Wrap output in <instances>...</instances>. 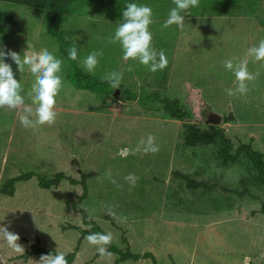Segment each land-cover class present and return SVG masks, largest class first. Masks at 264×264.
Instances as JSON below:
<instances>
[{
  "label": "rangeland",
  "instance_id": "rangeland-1",
  "mask_svg": "<svg viewBox=\"0 0 264 264\" xmlns=\"http://www.w3.org/2000/svg\"><path fill=\"white\" fill-rule=\"evenodd\" d=\"M0 12V264H60L22 257L33 244L78 246L71 264L119 258L72 227L90 229L68 205L80 183L40 186L59 172L85 175L81 207L123 250L126 237L162 264H264V185L247 151L264 162V0H75L61 32L79 67L111 84L95 90L69 78L44 11L0 1ZM190 131L221 133L236 160L220 157L221 135L191 145Z\"/></svg>",
  "mask_w": 264,
  "mask_h": 264
},
{
  "label": "trees",
  "instance_id": "trees-1",
  "mask_svg": "<svg viewBox=\"0 0 264 264\" xmlns=\"http://www.w3.org/2000/svg\"><path fill=\"white\" fill-rule=\"evenodd\" d=\"M5 1L13 4L18 5H24L33 7L37 10L44 11L46 20H47V26H48V32L56 36L58 40L60 41L61 45V52L70 60L71 62V69L68 73L69 78L73 82V84L78 88H85L90 90L95 89H105L108 86L110 87L111 84L108 82H102L100 80H97L93 77H91L89 74H87L85 71H83L79 67V60H80V45L75 41L65 40L62 36L61 32V25H60V14L62 11L67 8L72 2L75 0H0ZM77 1V0H76ZM1 15H3L0 12ZM165 102V101H164ZM166 108L170 110L173 114L178 116L179 118H186L190 117V114L186 110L185 107H183L178 100H173L172 102H168L166 105ZM194 131H190L188 136L186 137V140L189 144L195 145L200 142H207L212 143L215 140V137L221 135V133L217 132L212 135H199L194 136ZM225 143H227V147L223 148L220 151V157L224 161H231L236 160V156L229 153L230 144L229 142L224 138L223 135H221ZM249 156L253 160L258 172L260 179L264 185V162L259 157L257 152L252 150L251 148L247 149ZM36 174L34 172H27L24 174H21L19 176L13 177L8 181V184L14 185V183L18 180H27L35 176ZM39 178V184L42 187L50 188L57 184H59L63 179H67L72 183H80L83 187V194L79 196V199L77 201L69 200L68 205L72 206L75 210L79 211L83 216V223L90 226V229H82L79 226L72 225L73 228L81 229L83 232V236H89L91 239H99L105 242L107 245V250L104 252H101L100 255L106 254V253H117L119 254V258L116 260L115 264H119L120 262L127 260V259H135L139 260L144 257H149L152 259L153 264H162L158 263V261L155 259L152 252H147L145 254H139L134 253L130 249V245L128 243V240L126 237H123V242L126 243V249L123 250L119 248L112 238L109 236V234L95 221L93 217H91L86 209L81 207V203L84 199L87 198L88 195V185L86 182V177L83 175V179L78 180L76 178H73L71 176H67L64 172L57 173L52 179H46L42 177L41 175H38ZM2 191V190H1ZM4 191H7V188H5ZM14 190L11 192H8L10 194H13ZM78 246L76 247V250L73 252H70L68 254H59L54 249H48L45 247H40L37 244H33L31 246V249L27 251L22 257H28L33 254H39V253H47L53 256V260L56 263L60 264H71L75 257H76V251ZM169 264H178L176 261L170 262Z\"/></svg>",
  "mask_w": 264,
  "mask_h": 264
},
{
  "label": "water",
  "instance_id": "water-1",
  "mask_svg": "<svg viewBox=\"0 0 264 264\" xmlns=\"http://www.w3.org/2000/svg\"><path fill=\"white\" fill-rule=\"evenodd\" d=\"M221 117L215 113H210L208 116V121L211 123H217L219 122Z\"/></svg>",
  "mask_w": 264,
  "mask_h": 264
}]
</instances>
